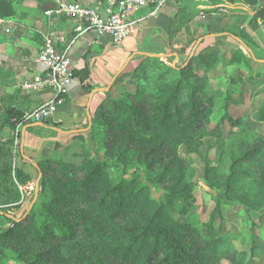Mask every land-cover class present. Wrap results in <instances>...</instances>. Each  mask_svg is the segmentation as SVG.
Returning <instances> with one entry per match:
<instances>
[{
    "label": "trees",
    "instance_id": "obj_1",
    "mask_svg": "<svg viewBox=\"0 0 264 264\" xmlns=\"http://www.w3.org/2000/svg\"><path fill=\"white\" fill-rule=\"evenodd\" d=\"M14 5L0 0V17H13ZM237 49L244 57L233 55L230 64L252 60ZM172 60L145 56L118 75L89 130L100 129L102 148L69 143L36 161L37 196L19 218L10 211L19 209L21 187L31 180L15 162L25 124L15 145L0 141V264H247L248 252L231 242L240 234L224 230L223 207H240L250 220L256 214L250 231L264 229V137L257 124L230 113L244 95L235 97L233 78L222 82L220 96L212 88L208 70L229 65L221 56L211 65L201 52ZM71 75L88 87L87 70ZM12 80L0 66V84ZM115 89L122 95L111 97ZM20 93L0 96V132L40 105ZM257 113L264 123V101ZM201 138L206 152H217L214 160L201 154ZM180 147L202 161L213 202L206 220L178 218L182 197L195 190Z\"/></svg>",
    "mask_w": 264,
    "mask_h": 264
},
{
    "label": "crops",
    "instance_id": "obj_2",
    "mask_svg": "<svg viewBox=\"0 0 264 264\" xmlns=\"http://www.w3.org/2000/svg\"><path fill=\"white\" fill-rule=\"evenodd\" d=\"M13 1L15 15L7 19L14 25L9 32L0 28V66L11 71L13 80L9 86L0 84V96L20 89L21 97L40 104L53 97L49 91L24 92L20 88L24 81L43 70L37 55L46 35L65 37V41L56 43V49L67 52L73 74L82 70L89 73L84 81L87 88L82 87L78 76H72L63 104L47 123L33 122L21 127L19 159L26 173L33 169L36 175L34 165L50 145V140L37 128L56 133L52 149L56 139L62 146L76 136L87 135L92 124L98 121L101 106L114 89L118 75L133 70L145 56L173 58L172 64H179L201 52L206 64H213L221 56L229 64L226 66L231 67L233 50L239 48L252 59L242 60L244 66L234 65L239 76L245 79L242 85L247 88V82L252 81L253 77L247 74L250 69L254 68L258 77L264 72V0H168L154 15L149 8L132 13L131 31L120 44L112 43L109 36H98L93 30L77 33L76 20L49 12L55 0ZM77 2L97 5L100 11L105 3L100 0ZM261 77L264 78V74ZM263 85L255 83L257 89L250 90L246 101L260 94V106L264 93H259L258 89L263 90ZM252 86L251 82L249 87ZM243 107L246 108L245 102ZM15 138L11 129L0 132L1 142L13 143Z\"/></svg>",
    "mask_w": 264,
    "mask_h": 264
},
{
    "label": "rangeland",
    "instance_id": "obj_3",
    "mask_svg": "<svg viewBox=\"0 0 264 264\" xmlns=\"http://www.w3.org/2000/svg\"><path fill=\"white\" fill-rule=\"evenodd\" d=\"M235 47V45H233ZM233 54L235 55L236 59L238 60L240 56H243V54L239 53V50L235 48L233 50ZM244 57V56H243ZM235 63L231 66H225L223 69L220 67H215L208 70L209 80L212 85V88L216 90V93L218 96L221 95L223 91L222 82L226 78H233L235 81L232 84V88L235 90V97H237L238 92H248L247 94L242 96V104L241 106L238 105V107L231 106L230 107V113L233 116H242L244 118V121L247 123H254L257 124L256 128L258 131L262 134L264 137V123H261L258 120V104L261 95L259 94L256 96L255 94L250 98L249 101H246L245 97L249 95L250 90L253 92L257 89L256 86H254L255 83H264V78L261 76L264 74V72L260 73L261 76L258 75V72L254 68L249 70L248 76L253 77L251 79L252 81L247 82V88L242 85V81L244 83V77H240L238 74V70L234 66ZM244 70V69H243ZM258 78L259 81H256ZM123 82V81H122ZM246 82V81H245ZM253 84V86L250 88L249 84ZM264 87V85H263ZM116 88V87H115ZM245 88L247 89L245 91ZM259 93L262 94L264 92V89H258ZM237 92V93H236ZM122 91L115 89V92L111 95V97H117L122 95ZM262 97L263 94H262ZM238 100V99H237ZM245 102L246 108L243 107ZM99 120V119H98ZM98 122V121H97ZM96 122V123H97ZM213 123V121H211ZM227 126V125H225ZM36 130H39V132L44 133V138L50 140L49 146L47 149L42 153L40 156V159L47 157L48 151L55 152L56 150H61L65 145L69 143H85L87 141L88 144H92L94 148H98L99 150L103 146L102 142V133L98 127H95L93 131H88L87 135H79L74 138H72L69 142L65 143L64 145H60V142L56 139L57 143L54 149H52V145L55 142L54 138H57V135L52 130H43L37 128ZM95 136V137H94ZM201 141V147L200 152L201 154L207 153L209 158L211 160H214L216 157L217 152L214 148L209 149L206 152V144L207 142L205 139H200ZM211 144H213V138H210L207 140ZM179 154L181 157H183L187 162V177L190 181H192L195 184V190L190 195H185L182 197V207L178 213V218L180 220H185L188 217H190L193 214H196L199 216L201 220H206L207 215L211 208L213 207V202L209 196V188L204 185L203 182V164L199 157H197L194 154L188 155L184 153V148L180 147ZM49 155V154H48ZM16 162V169L18 171H23L22 164L20 163L19 154L15 158ZM29 176L31 177V180L27 182L24 186L21 187L22 192L24 193V197L22 199V203L19 207V209L10 211V214L13 216L19 218V216L23 213V211H27L28 206L30 204V198L33 196V191L35 192L36 187L34 185V181L36 180V175L33 169L29 170ZM257 217L256 214L251 215L250 218L244 214L242 209L240 207L230 206V207H223V219H224V230H227L231 234L237 235L240 234L241 237L231 239V242L233 246L237 250H244L248 252L247 254V264H264V229L261 227H258L255 225L254 228L251 229L252 220ZM251 232V233H250ZM253 246V247H252ZM240 255V254H239Z\"/></svg>",
    "mask_w": 264,
    "mask_h": 264
},
{
    "label": "built area",
    "instance_id": "obj_4",
    "mask_svg": "<svg viewBox=\"0 0 264 264\" xmlns=\"http://www.w3.org/2000/svg\"><path fill=\"white\" fill-rule=\"evenodd\" d=\"M167 1L106 0L102 7L103 10L100 11L97 5L55 0L53 8L49 12L76 20L79 23L75 28L77 33L93 30L98 36H109L112 43L120 44L131 31L130 16L132 13L152 4L150 14L154 15ZM12 25L14 24L9 19L0 18V28L3 31L9 32ZM58 41H65V37L61 34L43 37L37 55V61L43 65V70L33 74L30 79L20 85L24 92L49 91L53 97L22 116L12 129L15 136L22 124L49 119L63 104V95L67 91L72 75L67 52H60L56 49ZM16 142L15 138L12 144L15 145Z\"/></svg>",
    "mask_w": 264,
    "mask_h": 264
},
{
    "label": "water",
    "instance_id": "obj_5",
    "mask_svg": "<svg viewBox=\"0 0 264 264\" xmlns=\"http://www.w3.org/2000/svg\"><path fill=\"white\" fill-rule=\"evenodd\" d=\"M240 44H243L242 42H239ZM247 51H249V49L247 48ZM37 125H39V123H36ZM39 177H40V173L38 174V177L36 178L35 180V187H36V190L34 192V195H33V199L31 200L29 206H28V209L32 206V204L34 203L35 199H36V196H37V187H38V182H39Z\"/></svg>",
    "mask_w": 264,
    "mask_h": 264
}]
</instances>
